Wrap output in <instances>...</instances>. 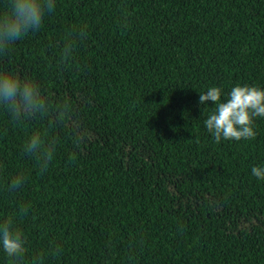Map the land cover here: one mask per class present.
Wrapping results in <instances>:
<instances>
[{
  "label": "trees",
  "instance_id": "trees-1",
  "mask_svg": "<svg viewBox=\"0 0 264 264\" xmlns=\"http://www.w3.org/2000/svg\"><path fill=\"white\" fill-rule=\"evenodd\" d=\"M85 25L63 69L59 49ZM0 63L71 108L43 174L22 147L42 122L0 111V219L30 203L17 219L26 264H264V180L251 172L264 118L255 139L216 143L204 125L215 105L199 104L211 87L222 101L237 84L264 89V0H56Z\"/></svg>",
  "mask_w": 264,
  "mask_h": 264
},
{
  "label": "clouds",
  "instance_id": "clouds-1",
  "mask_svg": "<svg viewBox=\"0 0 264 264\" xmlns=\"http://www.w3.org/2000/svg\"><path fill=\"white\" fill-rule=\"evenodd\" d=\"M56 0H6L0 8V61L8 57L17 42L29 33L39 31L45 17L53 13ZM121 23L127 26L125 16ZM88 37L85 26L73 27L66 35L59 49V60L63 69L75 67L73 60L79 42ZM222 89L211 87L199 94V104L211 101L214 109L204 120L207 131L216 143L221 140L240 141L255 139V121L264 118V89L251 86H234L222 101ZM0 111L7 114L9 123L25 126L28 122L40 120L42 129L33 131L23 143V152L35 161V168L43 174L48 171L59 144L56 130L64 128L71 115L67 101L57 103L43 90L41 84L31 78L22 77L15 69L0 63ZM252 175L264 180V167L254 166ZM27 176L17 172L7 184L10 194L18 193L25 185ZM30 203L21 201L16 210L0 219V251L10 264H26L29 248L17 219L30 214ZM59 245L48 250V255L58 257ZM45 253L31 258V264H44Z\"/></svg>",
  "mask_w": 264,
  "mask_h": 264
}]
</instances>
